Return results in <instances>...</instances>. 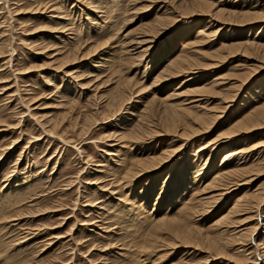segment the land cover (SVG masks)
<instances>
[{
    "label": "rangeland",
    "instance_id": "1",
    "mask_svg": "<svg viewBox=\"0 0 264 264\" xmlns=\"http://www.w3.org/2000/svg\"><path fill=\"white\" fill-rule=\"evenodd\" d=\"M207 1L214 12L250 10L259 13V19L245 25L239 19H227V23L207 30L217 31L204 35L202 31L211 15L178 16L176 20L174 15L179 13H172L169 29L156 36L150 44L149 57L140 62L141 57H127L120 48L130 39L142 37L145 29L160 19L166 9L163 0H0V264L264 262L263 232L256 241L259 247L251 254V249L243 250L238 244L243 228L252 224L248 220L250 213L222 222L235 198L264 185V126L244 136L230 131L239 118L263 101L264 64L252 71L225 112L219 108L223 94L231 90L235 78L247 75L259 53L250 58L239 53L218 66L207 65L223 44L247 39L264 42V0ZM173 2L178 4L182 0ZM179 48L195 59V66L172 81L158 82L161 59L174 55ZM68 53L71 60L64 67L61 60H67ZM111 54L115 57L104 72L97 71L95 61ZM125 80L135 83L133 88L138 89H133L127 108L113 115L114 99L125 88ZM184 80L191 93L184 98L196 99L190 103L194 105L191 107L194 115L217 110L215 113L224 112L222 116L202 134L185 136L179 134L181 126L177 132L167 130L164 117L170 110L157 109L149 126L161 130L163 135L146 143L137 142L132 150L129 145L132 140L124 128L133 118L130 113L145 107L143 104L153 94L165 97ZM209 84L214 89L207 90ZM260 86L262 90L258 89ZM200 88L205 91H199ZM156 102L152 101L154 107ZM221 140L225 141L217 143L221 148L205 168L208 171L214 168L213 171H207L202 183L198 177L190 186L182 187L181 192L188 188L187 194H192L194 188L198 191L208 188L214 172L224 165L227 152L235 154L227 161L230 165L245 168L255 159L263 164L255 167L260 170L249 167L243 175L233 176L232 180H237L240 186L222 201L208 205L207 209L205 206L202 211V206H197L187 212V226L200 233V243L176 239L179 243L173 245L176 237L173 220L183 213H176L177 198L168 194L171 180L178 172L187 177L197 167L201 169V162L193 166L197 149L206 143V148L211 149L215 146L212 142ZM240 146L250 147L248 159L239 161ZM142 148H147L151 156L163 149L179 152L164 171L126 177L122 172L126 173L127 167L121 165V160L129 162L134 154L139 157ZM169 172L171 176H167ZM139 206L143 214H138ZM145 211L157 215L145 219L141 217L147 214ZM167 211L177 214L166 223L168 227H151ZM212 237L219 239L217 244Z\"/></svg>",
    "mask_w": 264,
    "mask_h": 264
},
{
    "label": "bare ground",
    "instance_id": "2",
    "mask_svg": "<svg viewBox=\"0 0 264 264\" xmlns=\"http://www.w3.org/2000/svg\"><path fill=\"white\" fill-rule=\"evenodd\" d=\"M147 1L152 2V1H157V0H147ZM163 1L166 2L163 6V9L164 8H166V9L164 12H162L160 19H158L157 22L155 21L154 25L151 24L152 27L149 25L150 28L148 30L145 29L147 32L146 33L143 32L144 35L142 37H140V38L136 37L137 39H130V40L128 39L129 41L126 40L127 42H126V45L124 46V48L123 47L120 48L121 51H124L126 54H128L127 57H129V56L135 57L136 56L137 57V58L135 57L136 59L141 57L140 62H143L145 60V58L149 57L148 52L151 48L150 44L154 41L156 36L160 35L163 32L162 30L169 29L168 27L170 25V21L172 20L171 19L172 13H177V12L179 13L177 15L172 14V15H174V18L176 20H177L178 16L179 17L182 16L185 18V17L193 16V15H199V16L200 15H208V16L211 15L209 17L210 20L208 21L207 24H205L204 29L202 31L204 35H206V33L210 35V34L214 33L215 31H217V30H211L210 32H207V30H210L211 27L213 28L215 26L217 27L219 24L227 23L228 22L227 19H229V20H232L233 18L239 19L240 20L239 23L242 25H245L244 23L253 22L254 20H256V18L259 19V15H260L259 13H256L255 11H250V10L238 11V12L231 10L227 14L223 13V11H225V10H220V9L215 10V12H214V10L212 8L213 5L210 2H208L207 0H182V2H180L178 4H176L177 2H173V0L172 1L168 0L169 2L167 0H163ZM225 15H228V16H225ZM179 17H178V19H179ZM188 20H190V19H188ZM199 31H201V30H198V32ZM218 31H219V29H218ZM67 36H69V35H67ZM106 42L108 43V41H106ZM99 44L101 45V43H99ZM118 45H120V44H118ZM186 45L187 44H185V46ZM116 49H119V48H116ZM110 50L112 51V50H114V48H111ZM113 52L114 51H112V53ZM255 52L259 53V55H258L259 58L258 57L255 58V62L253 60V63L251 64L252 66H250V68H249L250 70L248 71L247 75L246 74H245V76L243 75L241 77L242 80L235 78L236 82L233 83L234 85L231 84V85H233V87H231V90H228L227 93L223 94L224 97H223V99L221 98L222 99V105L220 104L221 107H219V108H221L224 112L227 109H229V105L232 102H234L235 97L238 96V92L244 86V83L247 80H249V78L251 77L252 71H255V70L257 71L259 64H261V63L264 64V42H259V41H256L254 39L253 40L247 39V41H245V42L233 41L232 43H229V44H225V45L223 44L222 48L216 54H214V57L213 58L211 57V62L207 63V65L209 67H215V66L220 65V63L225 62V60H227V57H229L231 55L233 56V55H237V54L241 53L244 56L249 55L247 57L250 58L251 57L250 55L256 54ZM114 54L113 55L111 54L112 56H110L108 58H105V57L101 58L102 59L101 61H95L96 63H94V67L97 69V71L101 70L102 72H104L103 70L106 67V65L108 64V62H111L112 61L111 59H113L115 56H117V54H115V56H114ZM68 55H69V53L66 56L67 60H61L62 61L61 65H63V66L69 65L67 63H69V60H71V58L69 59V57H71L70 56L71 53L69 56ZM73 56H75V55H73ZM150 61L152 62V59ZM195 62H196L195 59L191 58V56L189 55V53L186 50H184L183 48H179L178 51L174 55L172 54L170 56H165L161 59V69L159 70L160 72L158 74L159 78H161L158 80H161V81H158V82L166 83V82L172 81V78L177 76V75H180V74L182 75L183 73L190 72L191 69H193L192 67L195 66ZM146 64H147V62H146ZM66 66H64V67H66ZM263 67H264V65H263ZM117 68H118V66H117ZM58 69L60 70L61 68H58ZM204 69H206V68H204ZM101 71H100V73H101ZM110 73H112V72L110 71ZM97 75H100V74H97ZM233 75L234 74H228L227 76H233ZM95 76H96V74L93 75L94 78L92 77V79H95ZM185 80L181 81L179 83V85H176L174 88H172L167 93V95L163 98L162 97L157 98L156 95L153 94V97L151 98V100L145 102L146 104H143V106H145V107H143L141 110H137V111L135 110V112L133 111L134 113H130L131 115H133V118H131V120H129L131 122L125 124L124 128L126 131L125 134L127 136L128 135L130 136L128 139L132 140V143L131 144L129 143L130 148L132 150H134L133 146L137 142H140V143L145 142L146 143V141L149 139L156 138L158 135H163L161 130L154 129V128L150 127L151 125L149 126V123H151L152 117L156 114L157 109L164 108L165 112L170 110L171 113L164 117L168 122L166 124L167 130L177 132V130H179L180 129L179 127L181 126L182 132L180 130L179 134L185 135V136L189 135L190 133H192L193 136L198 134V133L202 134L203 133L202 131L206 130L205 128H210L214 123H216V120L222 116V113H224V112H222L220 114H219V112L215 113L217 110L214 113L211 112V113H206L204 115L195 113V115H194L193 114L194 112L191 110V107H193L194 105L190 106V103H194L196 99L193 98V99H195L193 101L192 98H190V97L184 98L186 95L187 96L191 95V93L188 92L187 87H185ZM217 81H219V80H217ZM123 82H126L125 83L126 86H125V88L122 89V91L119 90L120 95L116 96L114 99L116 108L113 112L114 113L113 115H116V114L120 113L123 109L127 108V104L131 101L132 96L134 95L133 91H135L137 88V86H135L136 88H133L135 83L133 84V83L129 82L128 80H125ZM154 83H156V82H154ZM222 83H224V82H222ZM83 84L81 83L82 86H83ZM215 84L216 83H214V85ZM210 86L211 87H205V88L207 90H211L212 88L214 89V86H212V85H210ZM122 87L123 86H121V88ZM205 88H200L199 91L203 92V91H205ZM133 89H135V90H133ZM258 89L262 90L263 86L262 87L260 86ZM154 100H157V102L155 103L156 107H154L152 105V101H154ZM194 111H197V110H194ZM157 113H158V111H157ZM233 124H234V122H233ZM205 126H207V127H205ZM262 126H264V98H263V101L261 103H259V105L255 106L252 110L248 111L247 114H245L242 118H239V120L236 121L235 124L232 126L230 131L233 134L235 133L237 135L244 136L247 133H249L250 131H252L254 129H258ZM121 138H122V136H121ZM215 139L213 138V140H215ZM217 140H218V137H217ZM225 140H223V141H225ZM223 141L221 140V141L212 142L213 144L215 143V146L211 149L206 148V145L208 143L203 144V145H205V147H203L201 145L202 147L200 146L197 149V153H198L197 155L198 156L193 160V166L197 167V164H199L201 162L200 163V165H202L201 169L205 170L206 165L208 166V164L211 162V160L214 159V157H216L214 155H216L217 150L219 148H221V144H217V143H219V142L224 143ZM180 145L183 146L182 144H180ZM181 146H180V148H181ZM175 147H177V146H175ZM172 149L171 148L165 149V150L163 149V152H161L160 154H157L156 156H154V155L151 156L150 153H148L147 148H146V150H145V148H142V151L138 152V154L140 155L139 157L135 156V154H134V155H131L133 157H131V156L129 157V162H128V160L126 161V159L121 160V162H122L121 165H124L125 169L127 167V172L125 173L126 170L125 171L123 170L122 173H124L126 175V177H128L129 174L133 175V177H134L137 175L139 176L140 173H148V175H150V173H152L153 171H159V172L164 171L167 167L166 165H168L169 163H172L173 158L179 152V149H174V150H172ZM250 151H251L250 147L240 146V149H238V152H237V155L241 153L240 157L238 158L239 161L243 160V159H245V160L248 159V157H249L248 154L250 153ZM233 152H236V151H233ZM142 153H144V154H142ZM138 154H136V155H138ZM145 154H147V155H145ZM234 155L235 154H233L232 152H227V154L225 156L226 160H225L224 165L222 167L219 166L218 169L214 172V174L212 175V179L208 183V188L204 187L201 189V191L195 190V188H194V191H192L193 192L192 194L191 193L187 194L186 191L188 188H185L183 190L184 192H181L180 189L182 187H184L185 185L190 186L192 184V182H194L193 180L195 179V181H196L198 177H200L199 180L202 183L203 179H205L207 177V174H208L207 171L208 170L201 172V169H198V167H197V169L194 172L188 174L187 177L185 176L184 173L181 175H179V172L176 173L171 180L170 189L168 191L169 192L168 194L175 195V198H177V199L175 200L174 204L175 203L178 204V210L176 213H178V214L183 213V215L180 216V215L174 214V215L178 216L177 219H174V215H171V212H169L172 210H169V211H167V213H164L162 216L156 218L155 223L153 225H151V227L156 226V227L167 228L168 225L166 223L168 221L174 219L173 221H176V222L173 223V231H174V235L176 237H175V241L173 242V245H176L179 243V242L178 243L176 242V239H178V241L184 242V243H194L195 241L199 240V243H200V240H201L200 233L198 231H194V228L192 229V228H189L187 226L188 225L187 224V222H188L187 221V219H188L187 212L191 209H195L197 206H202L200 208V210L202 211V210H204L205 206L207 209L208 205L216 204V203L222 201L225 197L232 194L235 191L237 186H240V184L237 182V180H232L233 176H235V177L239 176L240 174L245 172L246 168H249V167H251L252 170H260V169H256L255 167H259L261 164H263V163H260L259 161L257 162L256 161L257 159H255V161H252L250 164H247V166L245 168L235 166L238 164L230 165L229 163H227V161L231 160L230 157H233ZM197 159L199 160V162ZM126 162H127V164H126ZM213 169L214 168H212V169L210 168L209 171H213ZM124 174H123V176H124ZM177 175H179V177H177ZM167 176H171V172H169V174ZM126 177L124 176L123 179H125ZM178 178H179V180H178ZM119 180H120V178H119ZM140 193L143 194L144 191H141ZM197 193H199V194H197ZM196 194H197V196H195ZM206 195H208V196H206ZM145 196H146V194H145ZM140 208L141 207L139 206L138 214H143L140 211ZM198 209L199 208H197V210ZM200 210H198V211L195 210V211L199 213ZM193 212H194V210H193ZM145 213H147V214L144 216L140 215L141 217H145V219H149V218H152L154 216L156 217V215H157V213L155 215H153L152 213H154V212L150 213L148 211L147 212L145 211ZM202 213L203 212H201V214ZM241 213H250L248 220L251 221L252 224L250 226H248L249 225L248 224L247 227L243 228L242 232L240 233L241 237H240V241L238 242V244L239 243L241 244V248H243V250L248 251V249L249 250L251 249L252 251L249 252V254H251V253L256 251V248L259 247L258 243L256 242L258 240L257 238L259 237V235L262 232L264 233V231H263L264 230V218H263L264 217V214H263L264 213V185L259 186L256 189L254 188L253 193H249V192H247L245 194L242 193V195H240V197L235 198L233 205L228 209L227 213L222 217V219H223L222 222L224 223L227 220L229 221L233 217L239 216ZM192 217H193V215H192ZM234 219H236V218H233V221H234ZM230 222H232V221H230ZM183 225H185L186 227ZM219 237H221V236H219ZM205 240H206V238H205ZM216 240L218 241L219 239L216 238ZM215 241L213 243H215ZM217 241H216V244H217ZM207 243H210V242L207 241ZM213 243H211V244H213ZM250 244H251V246H249ZM259 255H262V254L260 253ZM263 255H264V252H263ZM244 261L249 262L250 259L245 258ZM251 262L253 263V261H251ZM254 262H255L254 264H259L258 263L259 261H254ZM262 264H264V262H262Z\"/></svg>",
    "mask_w": 264,
    "mask_h": 264
}]
</instances>
